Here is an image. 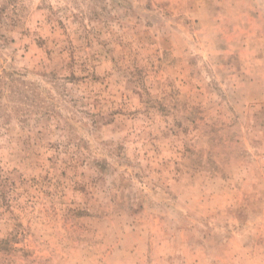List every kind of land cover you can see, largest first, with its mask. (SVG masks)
Listing matches in <instances>:
<instances>
[{
  "label": "rangeland",
  "instance_id": "1",
  "mask_svg": "<svg viewBox=\"0 0 264 264\" xmlns=\"http://www.w3.org/2000/svg\"><path fill=\"white\" fill-rule=\"evenodd\" d=\"M0 264H264V0H0Z\"/></svg>",
  "mask_w": 264,
  "mask_h": 264
}]
</instances>
